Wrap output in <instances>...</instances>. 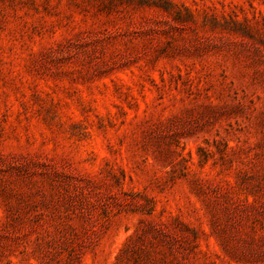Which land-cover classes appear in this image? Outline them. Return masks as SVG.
<instances>
[{
	"label": "rangeland",
	"instance_id": "rangeland-1",
	"mask_svg": "<svg viewBox=\"0 0 264 264\" xmlns=\"http://www.w3.org/2000/svg\"><path fill=\"white\" fill-rule=\"evenodd\" d=\"M0 264H264V0H0Z\"/></svg>",
	"mask_w": 264,
	"mask_h": 264
}]
</instances>
